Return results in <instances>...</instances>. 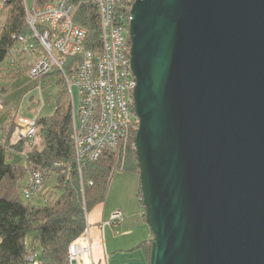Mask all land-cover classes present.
Segmentation results:
<instances>
[{"label":"water","instance_id":"1","mask_svg":"<svg viewBox=\"0 0 264 264\" xmlns=\"http://www.w3.org/2000/svg\"><path fill=\"white\" fill-rule=\"evenodd\" d=\"M131 18L150 264H264V0H137Z\"/></svg>","mask_w":264,"mask_h":264},{"label":"trees","instance_id":"2","mask_svg":"<svg viewBox=\"0 0 264 264\" xmlns=\"http://www.w3.org/2000/svg\"><path fill=\"white\" fill-rule=\"evenodd\" d=\"M44 1L37 0L40 5ZM65 1L75 9L74 23L87 33V47L100 50L102 33L97 5L93 0ZM26 3L29 5V0H8L0 13L1 19L8 10L0 24V65L8 59L16 69L13 73L25 69L22 57L27 55L18 38L30 35ZM72 67V60H68L63 70L55 68L39 79L42 82L52 74L60 77L55 111L37 119L40 143L42 139L39 149L28 145V140L18 144L13 142L17 123H13L16 117L9 114L11 119L0 143V264H69V248L85 235L87 216L105 202L112 178L116 173L139 176L136 132L122 143L119 154L107 152L99 160L79 168L73 141L74 109L63 74L70 76ZM20 155L21 158L15 159ZM34 172L44 175V183L51 174H57L55 190H61L62 194L57 196L56 191L43 194L42 188L37 195L27 199L24 189ZM36 198L43 199L44 204L34 203ZM139 198L145 218L141 185ZM30 234L33 243L28 246ZM140 247L150 264L152 239L141 243ZM31 257H35L33 261Z\"/></svg>","mask_w":264,"mask_h":264},{"label":"built area","instance_id":"3","mask_svg":"<svg viewBox=\"0 0 264 264\" xmlns=\"http://www.w3.org/2000/svg\"><path fill=\"white\" fill-rule=\"evenodd\" d=\"M8 0H0V13ZM137 0H93L100 14L102 47H87V33L74 23L75 9L65 0L33 1L26 5V22L30 35L20 36L22 51L30 58L29 77L39 80L53 69L63 70L68 60L73 73L64 74L69 94L77 90L74 109L73 141L76 162L81 169L87 162L99 160L107 152H116L133 132L139 120L135 115L133 94L137 85L131 64V10ZM72 100V99H71ZM72 103V102H71ZM3 101L0 99V108ZM28 140L39 145L40 127L37 118H19L13 142ZM44 184V175L31 174L24 196L37 195ZM121 212L111 215L109 224L118 227ZM93 242L85 235L69 248V264L91 260ZM35 257H31L33 261Z\"/></svg>","mask_w":264,"mask_h":264},{"label":"crops","instance_id":"4","mask_svg":"<svg viewBox=\"0 0 264 264\" xmlns=\"http://www.w3.org/2000/svg\"><path fill=\"white\" fill-rule=\"evenodd\" d=\"M22 60L25 69L20 70V72L25 70L30 82L42 84L43 82L29 77V70L25 64L28 62L27 65L29 66L31 63L30 58L23 56ZM3 64L0 65V99L3 101V106L0 108V143L4 139L5 130L11 119L9 114L14 116L15 113L16 120L14 119L13 123L15 121L17 123L19 118H23L18 115L17 110L14 111L13 109L12 92L9 91V86L2 83V79L5 80L7 76ZM9 68H14L12 62H8ZM41 117L39 115L35 118L39 119ZM21 157V155L16 156L15 159ZM124 175L118 174L115 176L111 182L107 200L98 205L87 216L86 236L93 242L91 264H148L146 255L140 245L151 240L152 234L141 210L137 176ZM115 212L123 214V220L118 227L109 224L110 217Z\"/></svg>","mask_w":264,"mask_h":264},{"label":"rangeland","instance_id":"5","mask_svg":"<svg viewBox=\"0 0 264 264\" xmlns=\"http://www.w3.org/2000/svg\"><path fill=\"white\" fill-rule=\"evenodd\" d=\"M29 5L30 6L32 5V0H29ZM7 12L8 10L6 9L4 13L2 14L3 16L0 19V24L4 21ZM8 62L9 60L7 59L2 65L7 71L6 72L7 76L5 80L2 79V83L7 84V86H9L10 88L9 91L12 92L11 102L14 104L13 105L14 111L17 110L19 113L18 115L21 117H27L31 119L39 115L42 117L51 115L56 109V99H57L58 92L60 90V85H59L60 77L57 74H52L46 77L45 80L43 79L42 84L30 82L25 70L20 72L19 74L17 72L13 73L12 71H15L16 69L15 68L8 69ZM27 64L28 62L25 64L26 68H27ZM15 81L17 82L15 83ZM70 98L72 99L71 100L72 105H74V109L76 110V106L78 102L76 88H73L72 95H70ZM14 116H15V113H14ZM38 142L40 146L38 145L36 147H38L39 149L42 144V139H41V143H40V140ZM120 151H121V148H119L116 151V154H119ZM118 156L119 155H117L116 157L118 158ZM118 174H123V173H116V175ZM115 176L112 178V181L115 178ZM124 176H135V174H125ZM136 176H137V184L140 189V179L138 175ZM57 181H58V178H57V174L55 173L47 177L45 180L43 189H42V193L45 194L47 192L56 191V195L60 196L62 194V191L55 190L56 186L58 185ZM133 184H134V181H133ZM139 189H138V195H139ZM108 194H109V191H108ZM108 194H107V197H108ZM107 197H106V200H107ZM22 199L23 201H25L24 198ZM34 203L44 204V200L41 198H36L34 200ZM151 239H153V237ZM32 243H33V236L32 234H30L27 237V245L30 246ZM86 261H89L88 263L91 262V260H86ZM79 263L83 264V261L80 260Z\"/></svg>","mask_w":264,"mask_h":264}]
</instances>
